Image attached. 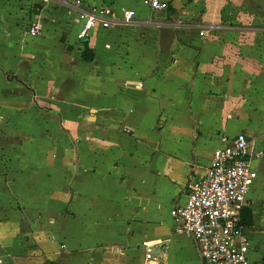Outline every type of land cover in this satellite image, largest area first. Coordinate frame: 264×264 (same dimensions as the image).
Segmentation results:
<instances>
[{
	"label": "crops",
	"instance_id": "obj_1",
	"mask_svg": "<svg viewBox=\"0 0 264 264\" xmlns=\"http://www.w3.org/2000/svg\"><path fill=\"white\" fill-rule=\"evenodd\" d=\"M161 1L0 0V264H204L174 211L224 138L264 151V0ZM90 5L115 16L79 40ZM252 165L240 217L264 264Z\"/></svg>",
	"mask_w": 264,
	"mask_h": 264
},
{
	"label": "built area",
	"instance_id": "obj_2",
	"mask_svg": "<svg viewBox=\"0 0 264 264\" xmlns=\"http://www.w3.org/2000/svg\"><path fill=\"white\" fill-rule=\"evenodd\" d=\"M143 4L152 11L169 7L161 0H143ZM114 16L104 6L90 5L79 10L74 16V22L81 27L78 39L89 38L99 24L110 27ZM135 16L134 11H128L123 19L128 22ZM42 31L43 19L38 17L26 34L36 38ZM223 141L224 145L214 152L206 174L189 178L186 204L174 211L175 230L195 241L204 264H253L249 257L250 241L241 225L240 208L246 204L258 180L252 163L262 159L264 151L255 150L242 133ZM152 246L143 243L147 260L155 257Z\"/></svg>",
	"mask_w": 264,
	"mask_h": 264
},
{
	"label": "trees",
	"instance_id": "obj_3",
	"mask_svg": "<svg viewBox=\"0 0 264 264\" xmlns=\"http://www.w3.org/2000/svg\"><path fill=\"white\" fill-rule=\"evenodd\" d=\"M93 57L92 54L88 52V49L86 47L85 54L83 55V58L86 61L91 60ZM241 217H242V223L246 226H249L252 224V212L248 208H243L241 212Z\"/></svg>",
	"mask_w": 264,
	"mask_h": 264
}]
</instances>
